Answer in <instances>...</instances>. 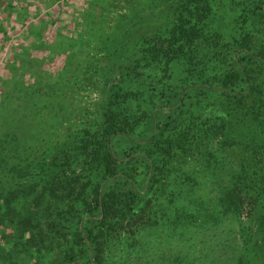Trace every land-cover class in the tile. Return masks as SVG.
<instances>
[{
  "label": "trees",
  "instance_id": "16d2710c",
  "mask_svg": "<svg viewBox=\"0 0 264 264\" xmlns=\"http://www.w3.org/2000/svg\"><path fill=\"white\" fill-rule=\"evenodd\" d=\"M14 1L0 0L1 11L12 9ZM218 2L175 0L172 18L162 27L136 25L130 14L120 15L98 49L91 30L69 49L66 61L78 71L86 63L81 77L88 82L97 75L95 84L102 72L114 68L121 73L126 63L140 69L138 78L143 64L159 63L167 70L181 60L190 63L197 40L214 41L223 34L220 26L207 24ZM245 22L244 15L235 17L237 34L216 53L226 68L213 81L206 77L199 86L192 81L188 91L181 90L178 100L192 92L201 102L180 111L175 125L169 117L153 114L149 135L130 136L138 117L129 116L123 104L137 99L142 89L133 91L123 80L115 81L110 91L104 87L102 124L96 131L83 130L76 169L71 166L75 140L65 133L73 112L66 100L71 91L57 80L60 76L64 81L74 67L43 81L38 59L20 48L13 77H2L0 83V216L12 214L15 203L27 200L18 215L27 230L36 224L35 209L43 197L63 200L64 208L50 212L45 223L60 247L54 264H101L105 232L116 225L133 227L131 244L140 248L146 243L144 234L161 220L169 221L172 234L180 230L209 236L223 216L232 215L236 227L224 243L221 239L219 251L208 249L210 262L264 264V49L252 50L253 35ZM87 49L94 55L82 60ZM27 70L35 79L25 84ZM195 87L202 88L201 94ZM118 134L131 140L121 154L112 144ZM208 173L213 185L205 191L198 182ZM125 216L133 220L125 223ZM183 247L179 243L176 255L163 264H189L181 256ZM3 251L0 243V264H7Z\"/></svg>",
  "mask_w": 264,
  "mask_h": 264
},
{
  "label": "rangeland",
  "instance_id": "374dc122",
  "mask_svg": "<svg viewBox=\"0 0 264 264\" xmlns=\"http://www.w3.org/2000/svg\"><path fill=\"white\" fill-rule=\"evenodd\" d=\"M216 5L217 12L207 24L211 28L220 26L223 34L214 41L197 40L193 46L190 63H183L181 60L171 64L167 70L159 63L143 64L139 78L136 71L140 69H134L132 64L126 63L120 68L121 73L114 68L102 72L101 82L95 84L97 75H93V79L88 82L81 77V70L86 63L82 61L79 71L74 67V63L68 64L66 59L69 49L75 46L76 42L80 43V38H87L91 30L95 31L96 36L93 48L98 49L101 46L100 38L107 37L112 29L110 27L115 25L120 15L121 18L130 14L132 21L138 20L136 25L162 27L165 20L172 18L175 0H15L12 9H0V83L2 77H13L12 71L18 64L17 55L20 48L26 49L35 61L38 59L43 81L46 78H57L74 67V73L67 74V77L63 75L64 81H61L60 76L57 80L68 84L71 91L67 93L66 100H69L73 112L71 122H66L69 128L65 133L75 140L71 151V166L76 169L80 165L78 157L82 154L78 144L83 130L96 131L102 124V104L105 101L100 98L104 87L110 91L115 81L123 80L124 85L133 91L142 89L137 93V99H129L123 106L129 116L138 117L130 136L143 137L149 135L153 129V114L158 118L169 117L170 125H175L180 118V111L185 107L192 109L200 104L201 101L196 102L191 91L188 96L184 94L181 100H178L179 93L182 89L188 91L187 85L192 81H196L197 86L206 77L213 81L212 78L218 75V71L226 68L216 53L223 51L224 42L232 40L237 34L232 23L235 17H246L243 24L253 35L252 50L256 52L264 49V0H219ZM218 46H221V50ZM78 51L77 48L76 53ZM83 52L82 60L83 57L94 55V52L88 49ZM78 58L76 56L75 61H78ZM23 75L25 84L35 79L32 71L27 70ZM192 90L201 94L202 88L195 87ZM1 93L0 84V95ZM112 144L114 151L121 154L123 149L130 146L131 140L126 135L118 134ZM212 185L210 173L203 179L200 177V189L208 191ZM27 202L25 200L23 204L15 203V211L12 214L0 216V243L6 255L4 261L7 264H54L60 247L56 240L50 239L45 223L50 212L64 208V201L43 197L35 209L36 224L24 230L18 215L23 213L19 209L26 208L24 205ZM47 204L50 205L48 208ZM245 212L246 209L243 214ZM131 220L133 217L125 216V223ZM161 221L164 222L160 225ZM161 221L158 223L159 227L151 228L152 230L144 234L146 243L140 248L131 244L134 237L131 226H128V229L116 225L110 232H105L101 264H163L171 260L169 255L173 253L171 258L176 255L179 243L184 244L180 251L185 262L201 264L203 256L209 254L208 249H213L214 253L219 251L221 239L224 243V239L231 237L232 230L236 227L235 217L228 215L223 216L221 223H218L213 229L214 233L209 236L201 232L192 235L180 230L172 234L169 221ZM183 249L187 253L186 256L183 255ZM222 263L217 260L211 263L209 256L204 258V264Z\"/></svg>",
  "mask_w": 264,
  "mask_h": 264
}]
</instances>
